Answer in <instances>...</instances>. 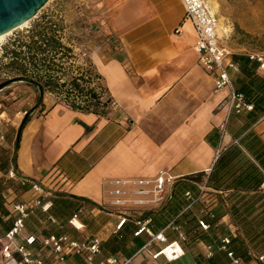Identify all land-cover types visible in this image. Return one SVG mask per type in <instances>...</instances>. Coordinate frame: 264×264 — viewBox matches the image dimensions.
<instances>
[{
    "label": "crops",
    "instance_id": "0c3cea01",
    "mask_svg": "<svg viewBox=\"0 0 264 264\" xmlns=\"http://www.w3.org/2000/svg\"><path fill=\"white\" fill-rule=\"evenodd\" d=\"M104 2L105 19L96 43L101 49L96 47L88 59L118 108L99 115L45 101L46 108L41 107L42 113L25 127L14 153L23 177L66 197L90 202L89 208L98 217L101 213L99 221L104 224L88 235L107 242L118 222L117 217L105 218L103 211L110 208L113 181L210 173L216 152L234 140L229 134L219 142L215 139L229 120V91L216 92L214 77L199 64L197 34L193 25L184 21L181 0ZM80 21L71 29H85ZM230 35L225 29L221 38ZM231 73L238 85L237 73ZM252 129L264 142V118ZM5 186L0 172L3 199L9 194ZM6 203L4 199L8 211ZM131 214L139 215L138 211ZM10 218L0 213V264H5L1 251L4 236L13 225ZM236 229L226 216L214 233L230 236ZM147 241L146 235L130 238L123 257L133 258V264H199L189 251L171 263L164 256L154 259L160 248L141 252ZM65 264L82 262L70 258ZM247 264L259 263L252 260Z\"/></svg>",
    "mask_w": 264,
    "mask_h": 264
},
{
    "label": "trees",
    "instance_id": "16d2710c",
    "mask_svg": "<svg viewBox=\"0 0 264 264\" xmlns=\"http://www.w3.org/2000/svg\"><path fill=\"white\" fill-rule=\"evenodd\" d=\"M54 27L47 28L46 24H38L26 35L14 41L15 48L11 52L13 59L11 67L24 63L20 66L22 70L19 71L26 73L27 70L24 65H26V61H29L37 72L43 69L47 74L45 84L41 85L36 82L44 92L58 93L64 96L63 102L74 110L106 115V110L101 107L96 93L89 89L93 77L102 80L90 59L85 60L84 67H78L76 71L73 69L69 80L64 79L65 68L60 66L57 72L54 71L56 57L61 55V59L66 61L75 55L73 49L63 42V36L58 27ZM232 59L239 67L236 80L238 85L232 78L234 88L245 96L247 103L253 107V110L241 114L231 113L227 124V134L234 141L221 152L209 175L199 173L177 179L173 185L172 200L163 209L145 216V218L151 219L150 227L155 233H159L175 221V224L180 226L181 231L187 236V242L183 248L184 252H191L199 264H232V260L228 257L229 252H232L236 258L242 259L245 264L253 260L249 255L250 251L255 254H264V192L261 190V185L264 182V142L252 129L264 118V73L260 70L261 65L258 62L250 60L248 53L234 54ZM86 97L90 98L93 103L86 102L88 101L85 99ZM81 103H85V106ZM31 120L28 113L15 141L16 151L20 147V144L17 143L18 139L20 142L22 133ZM215 139L220 141L219 133L215 135ZM208 141L214 144L213 139L208 138ZM235 141L239 145H236ZM14 152L12 155L9 151H3L0 154V171L7 174L13 167L22 176L17 168ZM206 177H208L207 187L210 189L208 194L217 201L212 209L215 215L214 219L202 215L200 205L184 211L189 206L185 194L188 191L197 194L201 185L205 183ZM42 186L53 195L51 213L60 222L61 229L57 227L47 228L56 234H66L78 239L83 237L82 234L71 230L69 225V221L83 207L88 211L83 217L84 222H87L86 220L89 218L87 231L88 228H91L89 231L97 232L99 231L98 227L104 224L99 221L101 213L98 217L94 214L93 209L89 208L90 202L75 197H66L59 191H52L43 184ZM5 189H13L18 201L27 191V189H22L14 184L6 185ZM182 212L184 213L180 216ZM0 213L3 216H8V218L11 216L4 208L2 195H0ZM226 216L231 217L232 225L237 229L235 234L229 236L231 244L227 251H222L219 248L221 237H217L214 230L216 225ZM45 217L38 210L28 223V230L33 233L37 230H43L40 221ZM105 218L110 219L109 216ZM10 219L12 220V218ZM200 219L207 220L211 225L209 232L200 229L198 222ZM137 230L136 221L129 219L121 231L112 234L107 242L102 243V253L97 257L99 258L98 261L118 255L124 256L123 250L129 243V239L142 237H135ZM166 235L170 242L177 240V234L171 230L167 231ZM201 243L216 245L213 258L205 257L200 247Z\"/></svg>",
    "mask_w": 264,
    "mask_h": 264
},
{
    "label": "built area",
    "instance_id": "2783aa9c",
    "mask_svg": "<svg viewBox=\"0 0 264 264\" xmlns=\"http://www.w3.org/2000/svg\"><path fill=\"white\" fill-rule=\"evenodd\" d=\"M181 2L185 9L184 21H189L197 34L195 49L199 54V64L206 73L214 77L216 92L229 91L230 115L232 112L241 114L245 111H252L253 107L247 103L245 96L234 88L231 72L238 73L239 67L232 59L234 53L223 43L219 35L220 20L218 14L214 12L208 0H181ZM176 32L180 33V29L178 28ZM100 49L97 47V50ZM248 55L251 61H256L261 65L260 70L264 73V54L248 53ZM89 89L94 90L103 110L113 111L118 108V103L110 96L102 80L93 77ZM85 99L88 100L86 102L93 103L90 98L86 97ZM81 104L85 106V103ZM227 124L228 121L219 130L221 139L227 135ZM5 142L6 134L3 120L0 118V146H3ZM234 143L239 145L237 141ZM221 152V149L216 152L215 161ZM2 174L5 185L14 184L22 189H27L21 201L16 199L17 196L13 189H8L9 194L4 196L7 201L8 212L13 219L11 229L4 236L5 243L1 251L5 264H65L70 258H79L82 264H133V258H125L122 255L96 261L102 253L103 241L98 236L94 237L87 234V225L83 221L84 215L88 212L85 207L81 208L69 221L70 227L82 234L83 237L78 239L66 234H56L47 228L57 227L61 229L60 222L51 213L53 208L52 193L46 190L40 182L20 176L13 167L7 174ZM176 180L171 176L161 175L153 181H113L111 184L113 189L109 192L112 199L110 208H103L107 216L118 218L112 234L121 231L126 222L133 219L138 227L135 237L146 235L148 238L141 252L158 246L160 250L154 255V259L164 256L171 263L183 257V248L187 242V236L181 231L180 226L173 221L159 233H155L150 227L151 219L145 218V216L163 209L172 200L173 185ZM207 182L208 177H206L205 183L201 185L197 194L192 191L185 194L189 206L184 211L200 205L201 214L214 219L215 215L212 209L217 201L208 194L210 189L207 187ZM261 190L264 192V182L261 185ZM38 210L46 216L40 221L44 229L33 233L28 230V223ZM135 211H138L139 215L132 217L131 213ZM75 222L81 223V228ZM198 222L200 229L205 232L211 230V225L207 220L200 219ZM169 230L177 234L176 241H169L166 235ZM230 244L231 238L223 236L220 238L219 248L222 251H227ZM200 247L206 258H213L216 245L201 243ZM172 248H175L172 250L173 252H176L177 248H181L182 254H175L174 259L169 258L166 252ZM249 255L255 262L264 264V254H255L250 251ZM228 257L232 260V264H245L242 259L236 258L232 252L228 253Z\"/></svg>",
    "mask_w": 264,
    "mask_h": 264
},
{
    "label": "rangeland",
    "instance_id": "374dc122",
    "mask_svg": "<svg viewBox=\"0 0 264 264\" xmlns=\"http://www.w3.org/2000/svg\"><path fill=\"white\" fill-rule=\"evenodd\" d=\"M218 5L216 12L224 29L230 30L228 39L222 36L223 43L236 54L261 53L264 54V0H214ZM106 6L104 0H51L46 7L32 20L27 28L16 30L6 37L0 44V86L10 80L20 77L33 79L41 85L45 84L47 74L45 70H35L33 65L26 61L27 72L19 70L21 65L12 66L11 52L14 50V41L26 35L38 24H46L47 28L57 26L63 36L64 43L73 49L74 56L63 61L61 55L54 61V71L58 67L65 68V80L71 79L73 69L84 67L91 53L96 51L98 30L104 21ZM81 21H80V20ZM80 21L83 25L81 33L79 29L71 27ZM100 28V29H99ZM81 33V34H80ZM104 38V37H103ZM63 64V65H62ZM25 76H24V75ZM64 96L58 93L44 92V99L40 107L33 110L40 102L39 90L27 83H16L0 91V118L3 120L6 142L0 146V154L9 151L10 155L16 151V138L26 115L29 113L31 119L40 115L45 101L48 104H64ZM43 107V110H40ZM14 143V144H12ZM89 222V219L86 220ZM71 228V227H70ZM101 230V226L98 227ZM89 229L87 234L89 233ZM71 230H73L71 228ZM99 258H97L98 262Z\"/></svg>",
    "mask_w": 264,
    "mask_h": 264
},
{
    "label": "water",
    "instance_id": "95a60500",
    "mask_svg": "<svg viewBox=\"0 0 264 264\" xmlns=\"http://www.w3.org/2000/svg\"><path fill=\"white\" fill-rule=\"evenodd\" d=\"M51 0H0V37L17 30L22 25L34 20ZM16 83H27L39 90L40 102L33 113L40 107L44 99V90L35 81L20 77L0 86V91ZM19 139H18V142Z\"/></svg>",
    "mask_w": 264,
    "mask_h": 264
},
{
    "label": "bare ground",
    "instance_id": "6f19581e",
    "mask_svg": "<svg viewBox=\"0 0 264 264\" xmlns=\"http://www.w3.org/2000/svg\"><path fill=\"white\" fill-rule=\"evenodd\" d=\"M208 1H209V4L211 5L212 9L214 10V12H217V11H218V5L215 3V1H214V0H208ZM29 24H30V22H28V23L22 25V26L19 27L17 30H22V29H24V28H27V27L29 26ZM224 30H225V29H224L223 25L220 23V25H219V27H218V32H219L220 37H221V35L223 34V31H224ZM15 31H16V30H15ZM13 32H14V31L9 32V33H7V34L1 36V37H0V44H1L2 41H4V39H5L6 37H8L9 35H11ZM75 224H76L78 227L81 228V223H79V222H75ZM173 249H175V248L169 249V250L166 252L167 255L169 256V258L174 259V258H175V254H178V255H179V254H182V250H181V248H177V249H176V252H173V251H172Z\"/></svg>",
    "mask_w": 264,
    "mask_h": 264
}]
</instances>
